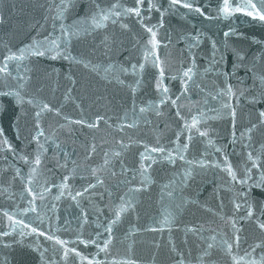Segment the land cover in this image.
<instances>
[{
  "label": "water",
  "instance_id": "water-1",
  "mask_svg": "<svg viewBox=\"0 0 264 264\" xmlns=\"http://www.w3.org/2000/svg\"><path fill=\"white\" fill-rule=\"evenodd\" d=\"M71 2L72 7L67 12L68 23L94 12L97 3L101 7H109L117 2L125 6H135V0ZM193 2L202 8L204 16L178 5L176 10L165 12L163 27L156 29L161 42L157 54L164 61L165 67L163 86L169 89L171 99L179 97L178 105L182 117L190 121L193 115L201 111L208 117L199 127L202 130L208 129L209 136L201 137L193 130L189 148L184 153L187 160H199L206 153L208 160L222 162L223 156L214 152L207 144V139L211 138L227 154L229 163L240 178L244 174L246 162V151L242 146L244 141L240 138V132L249 127L250 120L255 122L257 110L264 109V103L251 104L241 99L235 126L237 142L233 144L231 119H213L215 112L208 111L218 109L223 102L213 100L212 95L225 86V79L213 73H205L204 70L209 66L213 55L212 41L215 40L225 56L220 65L221 71H233V50H238L244 56L242 62L245 66L250 67L254 63L253 71L257 74L264 73V57L259 55L264 49V23L252 21L241 13L228 19L217 18V0ZM56 3L59 0H0V62L9 49L18 51L34 38L42 39L53 31V13L48 9L49 5L54 8ZM154 3L162 6L163 11L168 8L169 0H154ZM142 15L143 23L135 15L122 16L115 24L108 21L106 28L73 39L71 43L72 55L85 61L104 66L115 62L127 67L129 71L120 77L124 81L122 84L115 80H106L101 74L86 69L82 64H70L63 58L53 60L50 56H29L20 62L19 69L15 61L10 62V71L13 74L18 72L28 78L25 81L26 94H35L61 111L60 115L48 112L42 117L46 135L54 136L61 150H55L54 144L49 142L37 177L38 183H43L47 178L48 181L58 184L68 174L60 166L64 164L63 151L70 154L67 168L76 169L74 178L69 181L72 195L65 192L59 199H55L58 189L53 188L46 194L44 201H35L43 213V220L37 219L36 213L32 212L25 213L23 218L26 222L31 221L33 226L68 241L67 247H75L89 259L92 254L98 253V249L94 244L85 246L80 240L95 237L99 243H103L107 233L103 227H97V224H107L113 214L110 209L119 203L120 196L131 186L122 181L132 180L133 170L139 167L140 153L145 151L146 146L149 150L158 146L175 148L177 132H181L180 144L186 142L188 136L187 131H182L184 121L176 115L178 109L172 105L171 99L160 106L159 116L154 111L139 113L141 106L149 101L158 102L162 98L156 89L159 72L152 62L148 61L143 70L139 68L143 61L142 46L149 39L144 25H158L161 16L156 8L148 11L147 0H144ZM229 27L240 35H229L225 51L226 38L223 33ZM197 33L200 34L198 44L190 53L188 45L193 43L192 37ZM106 44L110 49L108 52L105 50ZM193 53L197 65L195 84H191L189 91L182 94L178 73L190 65ZM134 64L137 65L135 74L131 71ZM228 82L233 85L237 94L242 91L245 96L255 94L252 89L253 72L246 71L245 67L239 68ZM8 83L14 87L16 81L9 79ZM197 84L199 88L196 87ZM256 84L258 90V80ZM2 86L0 83V87ZM66 95L68 99H65ZM134 102L138 123L135 127H129ZM25 107L28 115L16 124L19 109L12 98L0 97V129L17 153L22 152L31 159L36 148L35 142L29 143L31 135L34 134L33 109L27 105ZM126 112L128 119L122 121L120 118ZM97 115L104 119L98 122L95 129H90L87 125L68 124L63 118H83L94 122ZM251 142L253 149H258L264 143V128L252 133ZM92 145H95V152L89 157L88 152ZM113 151H119L121 155L113 157ZM105 152L109 153L111 163L102 167ZM92 166L101 169L98 175L103 180V185H97L89 194L77 198L78 204L72 196L75 191L94 182L91 176ZM248 166L251 167L250 163ZM186 168L187 164L179 159L174 164L157 161L152 165L149 169L151 179L148 187L135 195L133 208L123 214L121 221L114 226V239L108 252L99 253L97 259L106 261V264H111L113 260L126 259L135 260L137 264H175V261L183 257L187 264H196L197 257L212 242L209 238L215 236V246L205 260L214 261L216 264H232L231 257L219 241L234 239L236 233L232 227L233 222L240 229L238 234L241 238L238 249L233 244L234 253L243 255L250 245L264 239V233L256 226L255 217L243 218L246 216L244 198L238 195L241 191H247L248 202L254 204L256 215L259 216L261 204L264 203V188L233 184L225 171L215 167L196 169L194 177L183 187L181 193L191 202L176 211L171 227L165 226L161 230L159 222L163 220L165 212L175 210V201L162 194V186L173 180L174 176L182 175ZM16 169H20L24 179L16 175ZM28 169L29 165L14 158L11 152H0V230L9 231L6 226L10 222L3 216V211H15L19 219V209L29 206L28 200L31 197L24 190ZM122 169L128 171L123 172ZM113 171L115 175H112ZM253 172L256 173V170L253 169ZM140 179L136 174L132 183L138 185ZM35 190L37 193L41 191L39 187ZM234 201L241 204L240 210L235 209ZM53 204L56 205L55 208ZM53 229L56 231L53 232ZM97 232L101 233L99 237H96ZM37 247L40 251L35 250ZM40 252H44L45 259L54 261L55 264H80L79 258L71 252L66 262L62 260L61 246L44 236L29 235L21 238L17 230L8 237H0V264H41Z\"/></svg>",
  "mask_w": 264,
  "mask_h": 264
},
{
  "label": "snow or ice",
  "instance_id": "snow-or-ice-1",
  "mask_svg": "<svg viewBox=\"0 0 264 264\" xmlns=\"http://www.w3.org/2000/svg\"><path fill=\"white\" fill-rule=\"evenodd\" d=\"M144 0H135V6H125L120 3H113L109 7H101L99 3L95 6V11L89 15L77 17L71 23L67 22V12L72 7L71 0H59V3L55 4L53 8L52 5H49V11L53 13V31L49 32L47 36H44L42 39L34 38L31 43L25 45L18 51L8 50V53L3 56V61L0 62V83H2V87H0V97H10L12 98L14 104L19 109L17 113V118L15 123L19 124L21 118L26 117L28 112L26 110V105L33 109L32 117L34 121L33 132L31 135V140L29 143L35 142L36 148L34 150L33 158H29V156L24 155L22 152L17 153L16 148L13 144L4 136V132L0 129V152H11L16 159H20L25 161L29 165L28 174H27V183L24 185V190L27 192V195L31 197L28 200V207H24L19 209L20 217L17 218L15 211L12 213L8 211H3V216L7 218L10 222L6 227L9 231L0 230V237H8L12 233L19 230V236L21 238L29 236V235H37L44 236L47 240L53 241L56 245L61 246L62 254L61 259L66 262V259L69 253H74L76 257L79 258L80 264H84L86 261L87 264H106V261H102L97 259V255L99 253H107L110 245L114 239V226L117 225L126 212L133 208L135 195L145 190L150 183L149 169L152 167L154 163L157 161H167L169 163H175L177 159L184 161L187 164V168L183 170L182 175L174 176L173 180L162 186V194L166 195L170 200L175 201L174 209L175 210H167L165 212L163 220L159 223L161 225V230L163 227H171L175 221L176 211L182 209V207L190 203L191 201L184 197L181 193L183 187L188 184L191 178L194 177L195 171L197 168L204 169L206 167H215L221 168L222 171L227 173V176L230 178V182L233 184H239L242 187H251L255 186L257 188H264V143H261L258 149H253L252 145V133L255 131L264 128V109L257 110V116L255 122L249 121V127L240 132V138L244 141L243 148L246 151V162L244 168V174L242 177L238 178L237 171L234 170L233 166L228 161V156L225 154L221 147H218L214 144L211 138L207 139L208 146L214 149V152H218L223 156V161L218 162L217 160H208L207 154L201 156L199 160H187L185 156V152L189 148V142L192 139V132L199 133L201 137H208L209 130L201 129L199 125L207 119L208 117L205 115L203 111L198 112L197 114L191 117V120H187L181 116L179 111L178 100L171 99L169 96V89L166 86H163V79L165 77V67L164 61L157 54V49L160 45V40L158 39V32L156 29L163 27V16L165 12L169 10H176L177 6L184 9H188L189 11H194L201 16H204L202 8L196 6L193 0H169L168 8L161 10L162 6H157L154 3V0H147L148 11L150 12L153 8H156L158 12H160L161 21L158 25L147 26L146 32L149 34V39L146 44L143 45V61L139 64V68L141 70L144 69L146 63L151 61L153 66L158 70L159 75L156 81V89L160 92L162 98L158 102L149 101L146 105H143L139 108V113L144 114L150 111H154L156 115L161 114L160 106L165 104V102L171 99V103L173 106L177 107L176 115L180 117L184 123L182 125V131H187L188 136L186 137V142L183 144L179 143L181 132L176 133V146L173 149H166L163 146L151 147L150 150L146 146L145 151L140 153L139 167L138 169L133 170L134 175L132 180L122 181V183L129 184L127 191L120 196L119 203L113 205L110 211L113 213L112 217L107 220V224H97V227H103L104 232L107 233L105 239H103V243H99L97 239L94 237L92 239H81L80 243L85 246L89 244H94L98 249V253L92 254V258L89 259L87 255H84L80 251H78L75 247L69 248L67 247L68 241L61 239L60 237L49 234L39 227L33 226L32 222H26L24 217L25 213L32 212L36 213V218L43 220V213L39 210L35 201L40 200L44 201L46 194H49L51 189H58V194L55 199H59L64 195L65 192H68L69 195H72L71 185L69 183L70 178H74V174L76 169H68L67 162L70 154L67 151H63L64 156V164L60 165L64 167L68 174L64 175L62 180L58 184H54L44 179L43 183H38L37 177L40 174V166L42 165L44 154L47 152V145L51 141L55 150H61L60 144L55 140L54 136L46 135L43 126H42V117L46 115L48 112H53L56 115H60V108H57L51 105L49 102L41 99L39 96L35 94H26L25 92V81L28 79L27 77L19 74H13L10 71V62L15 61L17 63V69L20 67V62L27 59L29 56L35 57H43L50 56L51 59L55 60L58 58H63L65 61H68L70 64H82L86 69L101 74L102 77L106 80H115L117 83H124L123 80L120 79L121 75L127 73L129 69L125 67L123 64L119 63H109L108 65H100L93 64L90 61H85L80 57L74 56L71 53V43L73 39H79L82 36L89 35L92 32L97 30H101L106 28L107 22L111 21L113 24L117 22V19L122 16H131L135 15L141 23H143L144 17L142 15V6ZM217 18L228 19L232 18L235 14L241 13L245 17H250L252 21H257L260 23H264V0H217ZM121 27H127V25H121ZM230 34L240 35L235 32V29L229 27L227 31L223 33L225 40V51H227V38ZM200 34L197 33L195 37H192L193 43L188 45L189 52L191 53L192 49L195 48L198 44ZM106 52L110 51L107 44L105 45ZM212 57L209 62L208 68L204 71L205 73H213L216 76H222L225 79V86L221 87L219 91L212 95L213 100H223L218 109H209L208 111L215 112V116L213 119H221L228 117L232 121V143L235 144L237 142L236 139V122H237V109L240 106L241 99L243 98L247 103L251 104H259L264 103V73L257 74L253 71L254 63L252 66H245L243 64L244 56L238 51L233 50V71H221L220 65L225 59L224 52L220 51V48L217 45L215 40L212 41ZM219 53V58H217V54ZM262 57H264V49L260 52ZM253 62H255V56L253 57ZM245 67L246 71L253 72V86L252 89L255 91V94L252 96H245L244 92H240L237 94L233 85L228 82L231 77L236 75V71ZM137 65H132L131 71L133 74L136 73ZM197 75V65L195 61V54H192V61L187 68H183L180 73H178V77L180 79L182 88L181 92L186 93L189 91V87L191 84H195V78ZM11 79L12 81H16L15 86H11L8 81ZM71 79V77H69ZM259 81L258 90L256 81ZM74 82V81H73ZM240 82L243 83V79L240 78ZM139 84V81H137ZM197 88L200 86L197 84ZM70 91V89H69ZM133 91L135 89L133 88ZM203 91V89H201ZM69 97L66 95L65 99ZM207 103V101H205ZM64 120L68 124H79V125H87L90 129H95L99 121L104 119L102 116L97 115L95 117L94 122H90L86 119H77L72 120L70 117H63ZM122 121H126L128 119V113L126 112L123 117L120 118ZM107 122V121H105ZM147 123V121H145ZM138 123L137 113H136V105L133 103L132 108V122L128 124L129 127H135ZM111 126V125H110ZM64 127V125H61ZM122 128V125L120 126ZM17 132L19 133V129L17 128ZM19 135L17 139H19ZM118 143H121L118 141ZM126 147L125 145H122ZM26 147V145L24 146ZM95 152V145H92L88 156L90 157ZM113 157H119L121 153L119 151H113L111 153ZM75 165L76 162L72 161ZM111 163L109 159V153H104V161L102 167H107ZM250 163L251 167L248 166ZM253 169L256 170V173H259L256 176V173L253 172ZM101 169L92 166L91 167V176L93 179V183H88L85 187H83L79 191H75V194L72 196L74 200H77L79 197H83L85 194H89L93 191L97 185H103V180L98 175V172ZM123 172L128 171L127 169H122ZM116 173L113 171L112 175ZM136 174H138L141 179L138 185H134L132 181L135 180ZM16 175L20 176L21 179L24 177L21 175L20 169H16ZM83 178V177H82ZM36 187H39L41 191L39 193L36 192ZM231 190V189H229ZM239 196L244 198V208L246 211V216L244 219H252L255 217L256 226L264 233V203L261 204L260 214L256 215L254 210V204L248 202L249 193L247 191H241L238 193ZM111 197V193H109ZM79 204V201L77 200ZM56 205L53 204V208ZM234 207L236 210H240L241 204L234 201ZM84 221H87V216H84ZM233 229L235 230L236 235L232 241L227 239L219 241V244L224 247L225 252L228 256L231 257L232 264H264V239L256 241L254 244L250 245L249 249L244 252L243 255H238L233 252V244L235 243L237 249L240 244V229L236 228L235 222L232 224ZM155 230V229H153ZM190 231H195V229H189ZM56 230L53 229V232ZM101 235L100 232L96 233V237ZM210 241L207 244L206 249L197 257L196 264H216V262L211 260H205V257L210 256V250L215 246L216 237L212 236L209 238ZM36 251H40L37 247ZM47 251V250H45ZM55 251V250H54ZM258 253V254H257ZM41 264H55L54 261H49L45 259L44 252H40ZM6 264V262H5ZM111 264H137L135 260L126 259L123 261L113 260ZM175 264H187V262L181 257L180 260L175 261Z\"/></svg>",
  "mask_w": 264,
  "mask_h": 264
}]
</instances>
